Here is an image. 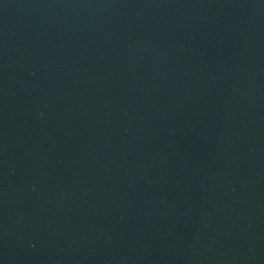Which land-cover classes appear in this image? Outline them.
Listing matches in <instances>:
<instances>
[{
	"label": "water",
	"instance_id": "water-1",
	"mask_svg": "<svg viewBox=\"0 0 264 264\" xmlns=\"http://www.w3.org/2000/svg\"><path fill=\"white\" fill-rule=\"evenodd\" d=\"M0 264H264V0H0Z\"/></svg>",
	"mask_w": 264,
	"mask_h": 264
}]
</instances>
